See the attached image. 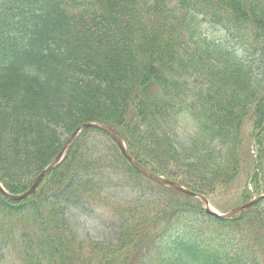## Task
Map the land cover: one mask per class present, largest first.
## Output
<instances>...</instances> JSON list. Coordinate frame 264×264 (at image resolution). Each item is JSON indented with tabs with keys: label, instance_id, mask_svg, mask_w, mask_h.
Wrapping results in <instances>:
<instances>
[{
	"label": "trees",
	"instance_id": "obj_1",
	"mask_svg": "<svg viewBox=\"0 0 264 264\" xmlns=\"http://www.w3.org/2000/svg\"><path fill=\"white\" fill-rule=\"evenodd\" d=\"M204 22L223 36L209 37ZM186 114L194 127L184 147ZM248 119L262 171L264 0H0V181L9 192L28 188L63 134L94 121L119 131L147 170L208 196L251 174ZM92 131L46 174L45 187L17 201L0 192L1 252L20 264H264V201L239 217H210L203 231L189 223L199 201L114 203L122 219L115 241L80 237L65 210L81 199L103 203L100 172L161 187L116 146L109 161L84 155Z\"/></svg>",
	"mask_w": 264,
	"mask_h": 264
},
{
	"label": "rangeland",
	"instance_id": "obj_2",
	"mask_svg": "<svg viewBox=\"0 0 264 264\" xmlns=\"http://www.w3.org/2000/svg\"><path fill=\"white\" fill-rule=\"evenodd\" d=\"M203 31L211 38H220L224 34L222 28L206 22L203 23ZM260 72L261 69L259 71L257 69L255 70L254 79L257 82H261L262 79ZM192 127L193 123L191 118L184 117L183 126L178 131V140L184 147L188 145V138L191 135ZM252 131H254V128H252V122L250 121L243 130L244 138L246 139L247 135ZM62 138L66 140L68 134H63ZM84 138L81 139H84L81 146V151L84 155L86 153L88 157L106 158V160L115 158L117 151L115 150L114 142L106 135L92 131L84 135ZM248 163L250 164L251 162L249 161ZM98 176L102 179V188L99 195L103 199V203L88 202L87 200L81 199L79 203H73L66 208L67 218L71 225L80 236L91 240V242L110 243L115 241L122 219L118 216L114 203L121 202L123 204L141 205L150 199L151 201H171L180 204V206L182 204L189 206V204L196 205L198 202V200L187 198L168 188L158 186L150 187L149 183L138 179L134 174H131V176L126 174V177L122 179V174L118 169L115 171L104 170ZM248 176L247 169L243 170L240 173L239 179L232 186L225 188L218 187L213 193L209 194L208 197L212 206L220 212L227 211L230 207L243 201L241 200L244 195L243 193H249L245 189L247 185L254 193L263 192L264 186H259V182L262 180L249 183ZM43 184L45 187L47 183L43 182ZM152 188L155 190L153 191ZM191 215L190 223H201L203 224L201 227L202 231L207 229V216L199 211L192 212ZM226 242L233 244L231 239H226ZM0 264L18 263L13 262L8 255L0 253Z\"/></svg>",
	"mask_w": 264,
	"mask_h": 264
},
{
	"label": "water",
	"instance_id": "obj_3",
	"mask_svg": "<svg viewBox=\"0 0 264 264\" xmlns=\"http://www.w3.org/2000/svg\"><path fill=\"white\" fill-rule=\"evenodd\" d=\"M88 127H96V128H99L103 131H105L106 133H108L115 141L116 143L118 144L121 152L123 153V155L128 159V161L138 170L140 171L144 176H146L147 178L149 179H152L162 185H165V186H169V187H173L174 189L176 190H179L181 192H184L188 195H191V196H195V197H198L200 198L204 204H205V209L208 213H212L214 215H217V216H220V217H230L236 213H241L244 209L248 208L249 206L253 205L254 203H256L258 200H260L264 195L262 196H258V197H255L254 199L236 207V208H233L231 209L228 213L226 214H219L217 213L216 211L212 210L211 207L209 206V202L208 200L205 198V196L199 194V193H196V192H193L187 188H185L184 186H182L181 184H179L178 182H175V181H172L168 178H165L161 175H158V174H154L152 172H149L147 170H145L143 167H141L128 153L126 147H125V144L123 142V139L121 137V135L111 126L109 125H106V124H102V123H96V122H85V123H82L80 124L70 135L69 139L67 140L66 142V145L65 147L60 151V153L53 159V161L47 165L43 170L42 172L37 176V178L35 179L34 183L31 185V187L21 193V194H9L7 193L4 188L2 187V185L0 184V190L6 195L8 196L10 199H15V200H18V199H22L24 197H26L27 195L31 194L33 192V190L35 189V187L38 185V183L40 182V180L42 179V177L44 176V174L52 167L56 166L61 157H62V154L65 153L67 151V149L69 148L70 144L73 142V140L76 138V136L79 134L80 131H82L83 129L85 128H88Z\"/></svg>",
	"mask_w": 264,
	"mask_h": 264
}]
</instances>
